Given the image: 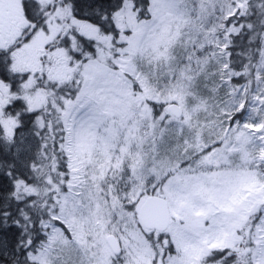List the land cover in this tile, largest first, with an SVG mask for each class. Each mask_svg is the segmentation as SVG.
<instances>
[{
  "label": "snow or ice",
  "instance_id": "6c2138e0",
  "mask_svg": "<svg viewBox=\"0 0 264 264\" xmlns=\"http://www.w3.org/2000/svg\"><path fill=\"white\" fill-rule=\"evenodd\" d=\"M0 264H264V0H0Z\"/></svg>",
  "mask_w": 264,
  "mask_h": 264
}]
</instances>
